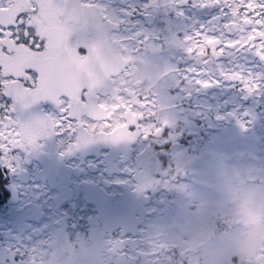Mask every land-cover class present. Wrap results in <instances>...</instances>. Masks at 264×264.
Here are the masks:
<instances>
[{"label":"rangeland","instance_id":"obj_1","mask_svg":"<svg viewBox=\"0 0 264 264\" xmlns=\"http://www.w3.org/2000/svg\"><path fill=\"white\" fill-rule=\"evenodd\" d=\"M161 20L162 29L144 30V35L158 38L170 30L173 21L165 17ZM152 45L153 51L144 50L127 62L122 71L126 78L119 84L125 87L130 82L138 92L153 97L156 125L171 131L172 139L167 141L171 147L168 151L162 147L158 150V137L148 141L139 136L129 137L116 146L125 152L133 141L130 166L125 161L113 170L112 159L119 161L114 147L108 153H96L97 145L92 143L88 151L94 157L86 156L78 165L77 175L70 178L71 190L80 192L84 203L96 211L88 228L89 238L85 224L92 216L88 213L80 223L84 232L78 233L74 242L63 241L56 233L57 227L53 234L56 240L48 254L39 258L34 254L29 261L93 264L97 258V263L105 264H121L127 260V264H264V221L254 223L249 219L251 213L264 217V179H261L264 177V137L262 144L256 130L241 131L236 118L246 121L248 117L237 111V102H233L235 118L226 120L216 131H205L200 141L198 127L193 125L195 120L187 115L188 106L181 104L185 102L183 97L192 93L185 91L158 43L152 40ZM142 60H149L151 64L145 65ZM247 62L250 69L260 65L251 58ZM212 69L214 72L215 68ZM178 85L183 87L181 95L176 90ZM238 89L236 84H231L230 96L235 100L242 97ZM188 102L194 103L193 96ZM203 118L199 116L197 123L203 125ZM65 141L69 143L68 138ZM37 149H45L49 155L53 154L55 161L69 167L78 164L74 159L76 150L66 155L67 149L61 150L55 145L46 148L45 143ZM161 155L167 161L166 166L160 160ZM85 167L108 174L111 181L122 186L124 194L116 195L120 190L108 185L106 177L90 174ZM126 172H130V190L121 179ZM110 194L113 195L108 197ZM124 202L128 204L122 207ZM116 210L121 218H115ZM60 225L62 230V222ZM95 232L104 244L98 241L89 257L91 234ZM120 240L126 244L122 245ZM173 255L179 259L170 261Z\"/></svg>","mask_w":264,"mask_h":264},{"label":"snow or ice","instance_id":"obj_2","mask_svg":"<svg viewBox=\"0 0 264 264\" xmlns=\"http://www.w3.org/2000/svg\"><path fill=\"white\" fill-rule=\"evenodd\" d=\"M186 6L213 14L182 39L172 37L192 62L173 67L181 82L199 92L229 81L245 99L264 95V70L245 67L248 58L264 66V0H149L143 7L184 18ZM123 25L104 0H0V164L7 171H15L17 151L31 152L55 135L68 137L66 155L97 141L118 144L133 136L158 137L157 149L168 151L172 134L156 125L153 97L131 85L115 86V77L112 87L102 83L115 61L127 65L148 44L139 33L125 35ZM224 57L231 66L216 63L213 72L211 65ZM49 104L54 114L34 111ZM236 119L247 132L251 120ZM160 160L167 165L163 155ZM249 219L264 221L256 213Z\"/></svg>","mask_w":264,"mask_h":264},{"label":"flooded vegetation","instance_id":"obj_3","mask_svg":"<svg viewBox=\"0 0 264 264\" xmlns=\"http://www.w3.org/2000/svg\"><path fill=\"white\" fill-rule=\"evenodd\" d=\"M104 2L111 11L116 13L119 19L124 21L123 29L125 35H135L139 33V39H146L148 41L145 49L147 51H153L152 40L158 43V46L161 48L162 55L172 64L170 68L179 67L180 69H184L189 67L190 63H192L191 61L188 62L183 53L178 51L173 46L172 37L175 36L177 39H182L185 32L190 33L193 28H199L201 24H206L213 14L211 10L193 9L186 6L183 9L185 17L177 18L175 13L171 11L161 9L159 11L152 12L151 9L145 10L143 6L148 3L149 0H104ZM164 17L173 21V25L170 30L165 31V33L158 38L153 37L151 39L149 36L144 35V30L162 29L163 22L161 18ZM142 61L145 65L151 64L149 60ZM220 62H222V64L226 67L231 66L229 59L224 57L219 61H215L211 65V68H215V64ZM245 64L246 67L249 68L248 62ZM124 66L125 64L123 62L115 61L111 68V75L107 79H104L102 83L107 87H112V78L115 77V86L122 87L119 82H124L126 75H119L118 73L123 71ZM251 68L254 72L262 71L259 64H255L254 66H251ZM176 74L179 78V73L176 72ZM182 84L184 85L187 93L189 91L192 93L194 103L188 102L192 96L185 95L183 97L185 102L183 101L181 104L188 106L187 115L192 116V120H195L193 125L194 127H198L197 137L200 141L203 140L200 135H203L205 131H216L219 126H223L225 124L226 120L231 121L234 119L233 117H228L227 113L231 112L235 114V111L232 108L235 104L232 103L237 102V111H241L243 113L248 112L252 115L253 119L251 123H249L248 129L252 128L256 130L259 133L260 142L263 144L264 95L257 94L256 96H250L245 99L244 94H242V97L235 100L234 96H230V94H232V82L229 81H221L220 87H213L199 92L193 88H189L186 83ZM176 90L181 95L183 87H179L178 85ZM238 91H240V89H238ZM34 111L37 113L43 112L44 114L55 113L54 106L50 104L39 106L34 109ZM201 115L204 116L203 125L197 123L199 121L197 118ZM217 115L225 116V119L217 120ZM195 116H197V118H195ZM252 117H248L246 121L251 120ZM207 124L209 127H207ZM200 128H203V132ZM67 138L68 137L55 135L39 141V144L40 146H43L45 143L46 148L51 145H55L59 149L63 150L64 148L67 149L66 145L68 142L65 141ZM95 143L97 145L96 153H108L110 152V148L114 147L119 161H114L112 159L111 168L113 170L117 169L121 162L125 161H127L128 166H130V156H132L130 153V146L133 145V141L130 142L129 149L125 152L120 151L116 144L110 142L97 141ZM91 144L92 143L74 152V155L76 153V157H74V159L78 162V164H76L73 168L65 165L61 161H55L52 156L53 154L49 155L45 152V149H35L31 152L17 151L13 157L15 171H7L5 165L0 164V228L5 226V224L11 228L13 226L18 227L23 236L25 234L27 235L29 231L32 230V236L36 239V241H38L37 252L39 248H41L43 253L47 250V255L48 249L50 250L51 245L56 239L49 240L46 245H43L41 242L45 243L49 239L51 232L54 234V228L57 227L58 224L56 220L57 218L61 219L59 224L62 222V228L65 227L67 223L72 222L73 219L78 218L79 215L75 213V210L78 207L79 211L83 213L82 218H84L88 213L92 216L90 220H86L85 224L87 230L86 237L89 238L90 234L88 228L92 223V218L96 211H88L87 206L84 203V198L82 197L81 199L82 194L71 190L70 178L77 175L78 165L83 159H85L86 156L94 157V155L88 151ZM132 153H134L133 150ZM67 158H69V156ZM38 170L42 171L41 174L38 173ZM85 170L90 174H97L101 177L109 178L108 174H105L104 172L101 173L94 168L85 167ZM121 179L125 184H129L130 172L124 173L123 176H121ZM111 182L113 188L120 190L115 194L123 195L124 193H122V191H124V189L122 186L115 181ZM122 204L123 203L119 204V206ZM127 204V202H124L122 207ZM117 211L118 210L115 211V218H121L122 215H118ZM49 215H51L52 218H48ZM48 223L50 224V227H48ZM94 225L96 226L98 224L96 223ZM39 229L42 231L40 236L38 235ZM76 229L69 231L75 233ZM97 232H95L96 234H91L93 241L91 242L88 252L89 257L92 255V248L97 246L98 241L104 244ZM76 238L77 236L74 235L73 239L76 240ZM2 244L3 243L0 241V248L2 247ZM99 264L105 263L99 262Z\"/></svg>","mask_w":264,"mask_h":264},{"label":"trees","instance_id":"obj_4","mask_svg":"<svg viewBox=\"0 0 264 264\" xmlns=\"http://www.w3.org/2000/svg\"><path fill=\"white\" fill-rule=\"evenodd\" d=\"M105 180L108 183V185L112 186L111 179L106 177ZM128 189L130 190V184H128ZM112 195L113 194H110L108 195V197H111ZM86 206H87L88 211L92 210L94 212L93 206H90V205H86ZM75 213L79 215L78 218H75L72 220V222L67 223L66 226L62 228V230L59 224V218L56 219L58 222L57 224L58 228L55 227L57 228L56 233L60 238L63 239V241L67 243L74 242V239H73L74 235L77 236L78 233L79 235L83 233V231L81 230V226H80V223H82L83 213L79 211L78 207L76 208ZM48 218H52V216L49 215ZM5 226L0 228V241L3 243L1 245L2 247L0 248V264H10L11 261H23L27 259L31 260L34 258V254L36 256L35 258H39L40 256H43L44 254H46L47 250L43 253V252H40L42 250L41 248H39L37 252L38 241H36V239L32 236L33 235L32 230H30L27 235L25 234L23 236L22 233H20V229L18 227L13 226L11 228L7 224H5ZM48 227H50L49 223H48ZM74 229H76L75 233L69 231V230H74ZM61 231H62V235H60ZM68 231H69V234H67ZM41 233L42 231L41 229H39L38 235L40 236ZM52 235H53V232L50 233L49 239L45 243L43 242L41 243L43 245H46L49 240L53 239ZM174 258L179 259L178 257H176V255H173V257L170 258L171 259L170 261H175ZM97 260L98 259L96 258L93 264H99L96 262ZM128 262L129 260H127L126 262L122 261L121 264H127Z\"/></svg>","mask_w":264,"mask_h":264}]
</instances>
